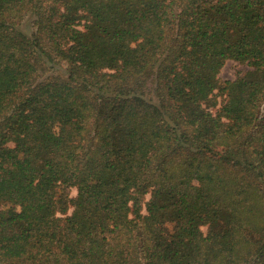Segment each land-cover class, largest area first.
<instances>
[{
    "label": "trees",
    "instance_id": "trees-1",
    "mask_svg": "<svg viewBox=\"0 0 264 264\" xmlns=\"http://www.w3.org/2000/svg\"><path fill=\"white\" fill-rule=\"evenodd\" d=\"M0 264H264V0H0Z\"/></svg>",
    "mask_w": 264,
    "mask_h": 264
},
{
    "label": "rangeland",
    "instance_id": "rangeland-1",
    "mask_svg": "<svg viewBox=\"0 0 264 264\" xmlns=\"http://www.w3.org/2000/svg\"><path fill=\"white\" fill-rule=\"evenodd\" d=\"M19 29L21 32H23L24 34H26L29 37H32L34 32H35V16L33 15H28L26 16L20 26ZM249 67L243 64H239L235 61L229 60L226 62V64L223 66V68L221 69V72L219 74L220 79L222 81H233L236 79V76L238 74V72H244L246 70H248ZM59 73L63 76H66V72L64 69H60ZM48 75H51V73H49ZM46 75V76H48ZM147 99L151 100L153 103L158 104V100L156 98V96L154 94H150L147 96ZM219 102L221 103L222 98L219 97L218 98ZM77 194L76 189H72L71 190V196L75 197ZM73 211V208H71L69 210V214H71ZM204 231H206V228H203Z\"/></svg>",
    "mask_w": 264,
    "mask_h": 264
}]
</instances>
